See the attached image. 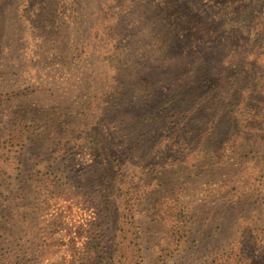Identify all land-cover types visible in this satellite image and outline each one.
I'll use <instances>...</instances> for the list:
<instances>
[{"label": "rangeland", "instance_id": "374dc122", "mask_svg": "<svg viewBox=\"0 0 264 264\" xmlns=\"http://www.w3.org/2000/svg\"><path fill=\"white\" fill-rule=\"evenodd\" d=\"M0 264H264V0H0Z\"/></svg>", "mask_w": 264, "mask_h": 264}]
</instances>
